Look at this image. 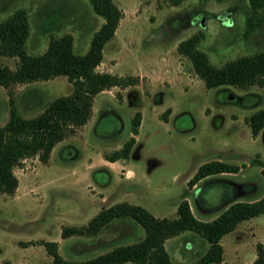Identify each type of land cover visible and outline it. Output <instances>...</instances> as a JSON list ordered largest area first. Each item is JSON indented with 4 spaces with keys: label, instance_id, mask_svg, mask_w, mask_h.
I'll return each instance as SVG.
<instances>
[{
    "label": "rangeland",
    "instance_id": "1",
    "mask_svg": "<svg viewBox=\"0 0 264 264\" xmlns=\"http://www.w3.org/2000/svg\"><path fill=\"white\" fill-rule=\"evenodd\" d=\"M112 1L122 15L113 36L103 44L96 70L137 81L97 93L87 125L76 127L57 142L45 163L31 156L12 168L17 186L12 194L0 195V263L47 264L50 258L39 244L42 240L56 242L66 260L91 258L139 241L143 229L129 217L112 220L94 236L60 238L62 226L83 225L100 209L117 202L171 218L184 198L196 219L209 221L225 204L253 201L264 193L260 173L264 127L252 137L243 121L264 107V88L219 85L207 89L190 62L176 51L179 41L198 31L203 37L197 48L215 66L262 50L264 8L252 11L247 0H182L176 5L168 0ZM17 8L27 14L24 48L30 55L42 53L49 36L65 33L71 36L73 51L83 54L103 22L88 0H0V20ZM248 16L257 25L245 33ZM16 64V57L0 56V65L13 70ZM70 90L71 84L61 75L0 86V126L8 118L9 95L17 113L29 118ZM167 108L162 120L160 114ZM135 112L141 115L135 142L119 162L134 176L117 181L102 166H108L103 154L120 148L129 137ZM211 160L240 169L205 178L190 191L188 179L200 164ZM236 226L220 238L222 262L250 264L255 244L264 247V214ZM163 245L177 264L195 261L207 247L201 236L188 230Z\"/></svg>",
    "mask_w": 264,
    "mask_h": 264
},
{
    "label": "trees",
    "instance_id": "2",
    "mask_svg": "<svg viewBox=\"0 0 264 264\" xmlns=\"http://www.w3.org/2000/svg\"><path fill=\"white\" fill-rule=\"evenodd\" d=\"M176 5L182 0H168ZM252 11L264 8V0H247ZM93 12L103 19L99 28L92 34L88 49L83 54L72 49L71 36L68 33L60 37L49 36L45 50L37 55L27 54L24 48L28 36L29 24L26 11L15 9L10 15L0 20V56L16 57L13 70L0 65V86L7 88L16 83L47 80L64 76L71 84L68 94L60 95L49 101L37 115L29 118L20 116L9 95L8 118L0 126V195L12 194L17 186V179L12 168L21 160L37 156L45 163L53 146L64 137L72 134L76 127L87 122L91 116L93 97L110 87L124 88L133 85L136 77L118 76L110 72L97 71L102 58L103 44L109 40L121 18V10L112 0H88ZM257 25L248 16L245 20V33ZM203 37L201 31L179 41L176 51L186 58L194 74L203 82L205 88L219 85H231L244 89L251 85L264 88V49L248 55H241L225 61L220 66L213 65L207 54L197 48ZM167 108L160 114L165 120ZM140 113L135 112L130 119V135L120 148L111 153H104L103 159L113 162L127 157L137 134ZM252 137L264 127V107L252 112L243 119ZM239 166L211 160L200 164L186 182L194 185L200 179L217 173H234ZM264 180V168L260 169ZM264 214V193L253 201H232L216 217L209 221L196 219L190 211L186 199L176 206L175 217H155L140 205L126 201L114 203L100 209L89 220L79 226H62L60 238L69 236H94L112 220L129 217L143 229V237L134 243L118 245L110 250L83 260H66L57 250L54 241H39L50 260L47 264H177L171 261L163 246L165 239L182 231H192L207 243L206 250L189 264H212L222 262L220 238L232 231L235 226L251 217ZM0 264H11L2 261ZM250 264H264V247L255 244V258Z\"/></svg>",
    "mask_w": 264,
    "mask_h": 264
},
{
    "label": "crops",
    "instance_id": "3",
    "mask_svg": "<svg viewBox=\"0 0 264 264\" xmlns=\"http://www.w3.org/2000/svg\"><path fill=\"white\" fill-rule=\"evenodd\" d=\"M98 66L99 65H97V68H98ZM92 107H93V103H92ZM91 107V115L94 113V110H93V108ZM172 113V111L170 112V114ZM169 114V115H170ZM141 116V115H140ZM90 118V117H89ZM165 119H166V117H165ZM89 120V119H88ZM87 120V122H89ZM140 121H141V119H140ZM87 122L85 123V124H83V125H81V126H85V125H87ZM139 125H140V123H139ZM139 127V126H138ZM137 132H138V129H137ZM251 135V134H250ZM258 135V134H257ZM256 135V136H257ZM255 137V136H254ZM134 139H135V136H134ZM135 142V141H134ZM134 144V143H133ZM119 148V147H118ZM117 148V149H118ZM131 149V148H130ZM105 160V159H104ZM121 160H123V159H118V160H115V161H113V162H110V161H107V160H105V162H107V164H108V166H110L111 164H118V165H116V166H114V168H112V167H108V166H106V165H102V166H105L106 168H108V170L112 173V175H115L116 176V179H117V181L118 180H131L132 178H133V176H134V173L132 172V171H130L129 169H127V168H124V166L122 165V164H120L119 162L121 161ZM239 169H240V167H239ZM238 169V170H239ZM217 174H219V175H221V174H224V173H217ZM217 174H212V175H217ZM212 175H208V176H206V177H204V178H202V179H200L199 181H197L194 185H192V186H189V190L190 191H193L194 189H196L197 188V186H198V184L201 182V180H203V179H205V178H208V177H211ZM118 176V177H117ZM184 199V198H183ZM187 201V200H186ZM187 203H188V205H189V208H190V211H191V213L193 214V212H192V209H191V206H190V203L187 201ZM228 204L229 203H227V204H225V206H224V209L228 206ZM194 216V215H193ZM242 222V221H241ZM239 226V225H238ZM237 226H235V228H236ZM234 228V229H235ZM233 229V230H234ZM176 236V235H175ZM172 237H174V236H172ZM169 238H171V237H169ZM168 240V238L167 239H165L164 240V242H163V244L165 243V241H167ZM164 246V245H163ZM166 250V249H165ZM168 253V252H167ZM169 255V254H168ZM169 257H170V259H171V256L169 255ZM255 258V257H254ZM172 261V260H171ZM123 264H132V263H130V262H125V263H123Z\"/></svg>",
    "mask_w": 264,
    "mask_h": 264
}]
</instances>
